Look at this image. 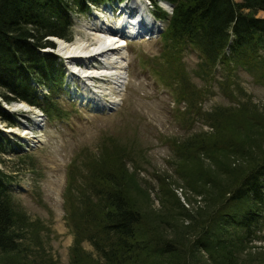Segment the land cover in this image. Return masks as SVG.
<instances>
[{
	"label": "trees",
	"instance_id": "trees-1",
	"mask_svg": "<svg viewBox=\"0 0 264 264\" xmlns=\"http://www.w3.org/2000/svg\"><path fill=\"white\" fill-rule=\"evenodd\" d=\"M106 1L0 0L1 101L25 102L46 117L52 115L51 108L57 113L52 97L39 90L44 86L51 94L64 76L59 58L45 50L55 47L49 38L67 36L74 7L85 13L90 12V5L96 8ZM148 1L159 12L154 16L165 22L158 36L161 49L156 73L171 88L176 104L183 103L185 120L192 124L200 120L208 127L169 144L176 159L174 174L205 207H214L204 217H200L204 208L196 207L202 224L194 241L184 244L188 241L184 234L196 229L199 218L180 202L168 178L157 176L163 213L151 212L149 194L136 176L117 165L122 158L114 154L111 158L116 164L109 165L110 157L101 155L90 167L85 207L84 202L83 209L71 204L68 196V221L74 231L69 264H198L194 249L205 252L210 264H235L234 255L243 247L236 248L232 240L242 243L255 235L264 206V113L258 112V104L234 92L228 95L234 106L202 111V96L218 77L217 68L226 72L225 80H215L221 92L226 93L224 87L233 82L236 71L264 82V17L257 16L264 12V0ZM161 1L173 5L170 15L159 8ZM190 50L200 59L192 72L205 90L191 82L182 62V55ZM234 88H238L236 82ZM236 92L240 95V90ZM235 116L237 124L227 121ZM0 120L9 127L14 124L1 103ZM8 140L0 130V155ZM8 182L0 169V264H56L39 235L41 222L28 219L10 194ZM177 216L191 225L184 232L172 233ZM84 240L94 254L83 248ZM254 260L264 264V252L250 255L244 264Z\"/></svg>",
	"mask_w": 264,
	"mask_h": 264
},
{
	"label": "rangeland",
	"instance_id": "rangeland-1",
	"mask_svg": "<svg viewBox=\"0 0 264 264\" xmlns=\"http://www.w3.org/2000/svg\"><path fill=\"white\" fill-rule=\"evenodd\" d=\"M130 2L131 0H108L96 8L90 5L91 11L85 13H79L74 7L70 14V29L61 40L73 42L82 39L92 45L95 43L93 36L84 30V26L97 23L98 19L106 22L120 20L124 15L121 13L122 6ZM143 2L153 18L157 19L154 14L158 15L159 12L152 8L148 0ZM162 2L170 4L167 1ZM170 5V9L159 8L170 14L173 10V5ZM257 16L264 17V12H259ZM157 20L162 25L160 30H163L165 22L162 19ZM54 45L50 50L59 54L57 45ZM160 49L158 34L149 38L140 36L125 39V46L121 50L124 85L118 93L116 103L109 104L110 107L104 106L109 96L94 94L96 88L92 87L105 85V82L98 79H94V82L84 81L73 75L71 64L59 56V67L64 72L60 87L51 94L46 87H39L41 94L52 97L57 113L51 108L52 115L41 118L39 112L42 111L35 106H30L31 110L27 112L8 111L6 105L15 102L6 104L0 99L2 107L7 109L14 120L12 127L0 120V129L9 139L4 153L0 155V169L8 175V190L15 203L29 220L41 222L39 235L45 250L56 264H69V248L74 239V231L68 221V196H71V204L79 209L85 207L84 201L87 200L91 188L90 167L101 155L110 157L109 165L116 164L111 158L114 154L122 158L117 165L136 176L143 186L142 189L149 194L151 212L163 211L159 202L157 176L168 178L175 195L194 216L199 218L197 211H194L196 207L204 208L200 217L206 216L214 207H205L200 197L186 191L174 174L176 159L169 144L173 140L184 141L192 134L208 130V127L200 120L194 124L185 120L183 103L176 104L171 88L157 75L156 63L160 62ZM199 60L197 53L192 50L182 55V62L189 72L191 82L197 89L205 90L203 83L192 72ZM100 63L96 59L91 64L97 68L102 65ZM77 67L84 66L78 64ZM216 75L218 77L215 80H225L222 77L226 76V72L220 73L217 68ZM231 78L233 82L224 87L226 93L221 92L222 89L214 80L212 88L202 96V111L234 106L231 102L233 100L228 97L234 92L238 98L245 97V100L258 104V112L264 113V82L256 81L244 71H236ZM234 82L238 84L236 90H240V95L234 88ZM87 83L89 87H86ZM226 113L228 116L232 115L230 110ZM227 121L237 124L238 118L235 116ZM12 128H16L14 134L6 133ZM25 128L29 133L21 135L20 132ZM92 200L95 198L92 197ZM177 219L172 233L177 230L184 232L191 225L184 217L177 216ZM258 221L255 235L246 237L242 243L235 238L232 240L236 243V248L243 247L238 256L234 255L235 264H244L250 255L264 252V206L260 210ZM200 224L202 221L199 218L194 224L196 229L184 234L188 240L184 244L194 241V234L198 232ZM230 230L232 232L233 229ZM29 243L31 244V240ZM82 246L94 254L87 240L82 241ZM194 252L198 264L212 262H206L207 255L201 249H194ZM257 262L254 260L252 264Z\"/></svg>",
	"mask_w": 264,
	"mask_h": 264
},
{
	"label": "bare ground",
	"instance_id": "bare-ground-1",
	"mask_svg": "<svg viewBox=\"0 0 264 264\" xmlns=\"http://www.w3.org/2000/svg\"><path fill=\"white\" fill-rule=\"evenodd\" d=\"M162 9H169L166 2H160ZM121 13H124L118 21L106 22L99 20L97 23H91L84 26V30L93 36L95 43L88 44L82 39H76L73 42H66L59 38H52L56 42L59 54L71 64V72L84 81L94 82L98 79L105 82L94 90V94H105L109 96L104 106L115 104L118 93L122 91L124 85L125 73L123 66L122 47L125 45V39L140 35H154L159 25L154 21L153 16L143 0H131L130 3L122 6ZM99 60L102 64L97 67L91 64ZM81 64L84 67L78 68ZM89 87V83L86 87ZM109 105V106H108ZM12 111H29L31 107L24 102H15L12 105H6ZM38 121V118L36 119ZM40 120V119H39ZM13 133L15 129H10ZM19 131V129H18ZM20 132V131H19ZM21 135L28 134L27 128L23 129Z\"/></svg>",
	"mask_w": 264,
	"mask_h": 264
},
{
	"label": "water",
	"instance_id": "water-1",
	"mask_svg": "<svg viewBox=\"0 0 264 264\" xmlns=\"http://www.w3.org/2000/svg\"><path fill=\"white\" fill-rule=\"evenodd\" d=\"M167 5H168L169 9L172 7V6H171L170 4H168V3H167ZM171 10H172V9H171ZM169 11H170V10H169ZM170 12H171V11H170ZM9 111H12V110H9ZM6 133H11V134H12L13 132H12V131H9V130H7V131H6ZM13 134H14V133H13Z\"/></svg>",
	"mask_w": 264,
	"mask_h": 264
}]
</instances>
